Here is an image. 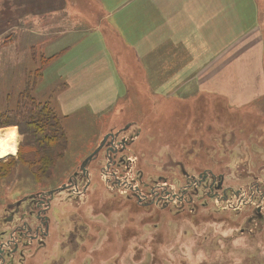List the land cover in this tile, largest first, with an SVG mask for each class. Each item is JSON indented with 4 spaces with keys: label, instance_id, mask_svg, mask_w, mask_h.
I'll list each match as a JSON object with an SVG mask.
<instances>
[{
    "label": "rangeland",
    "instance_id": "obj_1",
    "mask_svg": "<svg viewBox=\"0 0 264 264\" xmlns=\"http://www.w3.org/2000/svg\"><path fill=\"white\" fill-rule=\"evenodd\" d=\"M66 1L71 7V0ZM35 2L0 0V125L7 126L0 131L13 129L18 137L16 153L1 160L8 166L0 173V218L12 202L60 189L105 134L130 123L141 132L133 153L150 174L165 166L167 157L217 173H228L247 158L249 191H264V109L233 113L216 99H150L133 67H119L113 79L100 59L78 62L80 66L69 52L54 64L58 57H48L37 40L43 32L39 26L54 20L34 18ZM26 7L29 35L12 27ZM55 22L61 27V18ZM61 31H71V25ZM82 38V44L92 43L88 35ZM45 40L50 43L52 36ZM89 189L90 201L82 212L92 238L80 251L91 252L92 258L80 253L69 264H264V211L261 221L249 224V234H241L246 211L216 212L215 203L208 201L198 213L175 216L113 202L94 178ZM255 202L249 221L256 206H264V201ZM54 248L42 251L37 264H44Z\"/></svg>",
    "mask_w": 264,
    "mask_h": 264
},
{
    "label": "crops",
    "instance_id": "obj_2",
    "mask_svg": "<svg viewBox=\"0 0 264 264\" xmlns=\"http://www.w3.org/2000/svg\"><path fill=\"white\" fill-rule=\"evenodd\" d=\"M35 3L34 18L54 20L37 33L47 56L58 57L54 64L68 52L83 65L100 59L113 79L119 67L131 66L142 77L137 82L149 88L147 98L216 99L233 113L263 112L264 0H71V7L66 0ZM26 9L12 27L29 35ZM60 18L61 27L55 22ZM67 24L71 31L62 32ZM87 35L92 43L84 45ZM46 36H52L50 43Z\"/></svg>",
    "mask_w": 264,
    "mask_h": 264
},
{
    "label": "flooded vegetation",
    "instance_id": "obj_3",
    "mask_svg": "<svg viewBox=\"0 0 264 264\" xmlns=\"http://www.w3.org/2000/svg\"><path fill=\"white\" fill-rule=\"evenodd\" d=\"M140 137L136 123L111 129L89 157L101 147L98 154L85 167L81 165L60 189L37 192L6 205L0 218V264H37L35 259L50 247L55 248L44 257V264H66L64 259L70 258L69 264L80 253L92 258L91 252L80 249L92 238L88 216L82 209L90 201L93 178L110 194L111 201L136 209L179 216L198 213L212 201L216 212L237 215L246 211L241 234H249V224L262 220L264 206L258 205L249 221V209L255 201H264V191H249L247 158H241L236 168H230L232 171L217 173L201 168L199 162L190 166V160L167 157L165 166L150 174L142 158L133 153Z\"/></svg>",
    "mask_w": 264,
    "mask_h": 264
},
{
    "label": "bare ground",
    "instance_id": "obj_4",
    "mask_svg": "<svg viewBox=\"0 0 264 264\" xmlns=\"http://www.w3.org/2000/svg\"><path fill=\"white\" fill-rule=\"evenodd\" d=\"M17 133L13 129L0 131V159L14 155L17 151Z\"/></svg>",
    "mask_w": 264,
    "mask_h": 264
},
{
    "label": "trees",
    "instance_id": "obj_5",
    "mask_svg": "<svg viewBox=\"0 0 264 264\" xmlns=\"http://www.w3.org/2000/svg\"><path fill=\"white\" fill-rule=\"evenodd\" d=\"M52 60H53V59H52ZM55 126H57V124H56ZM6 127H7V126L4 125V124L0 125V128H1V129H2V128H6ZM5 164H8V161H6V162L0 161V173H1V171H7V167H4ZM5 166H8V165H5ZM5 169H6V170H5Z\"/></svg>",
    "mask_w": 264,
    "mask_h": 264
},
{
    "label": "water",
    "instance_id": "obj_6",
    "mask_svg": "<svg viewBox=\"0 0 264 264\" xmlns=\"http://www.w3.org/2000/svg\"><path fill=\"white\" fill-rule=\"evenodd\" d=\"M100 148L101 147H99V149H97V151L92 156H90L88 159H86V162L83 163L82 167H85L87 164H89L92 161L93 157L98 154ZM1 160H3V159H0V161Z\"/></svg>",
    "mask_w": 264,
    "mask_h": 264
},
{
    "label": "clouds",
    "instance_id": "obj_7",
    "mask_svg": "<svg viewBox=\"0 0 264 264\" xmlns=\"http://www.w3.org/2000/svg\"><path fill=\"white\" fill-rule=\"evenodd\" d=\"M13 131H15V130H13Z\"/></svg>",
    "mask_w": 264,
    "mask_h": 264
}]
</instances>
